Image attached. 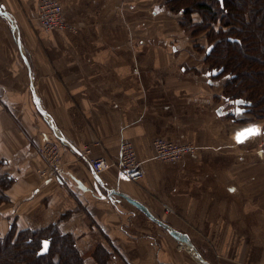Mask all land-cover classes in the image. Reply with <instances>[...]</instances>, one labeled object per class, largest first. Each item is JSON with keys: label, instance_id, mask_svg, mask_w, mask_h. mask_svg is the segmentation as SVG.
<instances>
[{"label": "crops", "instance_id": "obj_1", "mask_svg": "<svg viewBox=\"0 0 264 264\" xmlns=\"http://www.w3.org/2000/svg\"><path fill=\"white\" fill-rule=\"evenodd\" d=\"M57 1L76 31L44 28L37 18L40 0H0V86L10 108L0 115V157L15 179L6 191L12 203L0 210V228L12 222L21 229L56 225L72 235L90 263L101 258L97 247L110 254L111 245L119 253L126 246L130 262L183 264L184 253L173 246L187 244L119 191L188 233L193 244L207 245L204 236L212 244L239 236L229 222L241 221L224 214L240 215L232 211L234 203L244 223L248 209H264V151L245 148L248 139L238 143L243 124L217 113L224 105L210 88L211 78L191 46L176 42L184 35L175 29L179 16L148 8L146 0ZM160 14L162 28L153 29L152 16ZM53 125L66 138L63 163L41 180L34 170L37 146L58 140ZM156 137L193 142L197 152L162 162L154 156ZM125 138L144 162L137 184L121 179L116 166L97 175L86 159H77V150L89 145L90 156L114 161ZM130 215L147 221L134 222Z\"/></svg>", "mask_w": 264, "mask_h": 264}, {"label": "trees", "instance_id": "obj_2", "mask_svg": "<svg viewBox=\"0 0 264 264\" xmlns=\"http://www.w3.org/2000/svg\"><path fill=\"white\" fill-rule=\"evenodd\" d=\"M169 9L179 16L188 35L194 37L206 33L208 48L205 49V60L209 66L208 72L222 69L220 74L230 73L224 81L221 94L225 99L223 115L235 123L249 121L245 116L248 113L254 116L260 114L262 117L264 0H169ZM200 13L202 21L197 20V14ZM220 21L221 26L216 28ZM240 98L250 104L246 106L247 110L237 112L234 108L233 112L230 110L232 104ZM11 179L12 176L0 173V199H7L5 190ZM50 227L56 230L54 226ZM41 232V229L26 228L19 230L15 237L12 231L5 238L0 235V264H82V255L72 235L59 231L49 235ZM46 239L50 240L49 250L41 254L39 251ZM56 240L60 242L58 247L55 245Z\"/></svg>", "mask_w": 264, "mask_h": 264}, {"label": "rangeland", "instance_id": "obj_3", "mask_svg": "<svg viewBox=\"0 0 264 264\" xmlns=\"http://www.w3.org/2000/svg\"><path fill=\"white\" fill-rule=\"evenodd\" d=\"M145 3H146L148 8H151L153 10H163L164 12H167L168 14H176L169 9V0H146ZM219 13L221 14L222 11H219ZM63 15H64V13H63ZM161 15H164V14H160L159 16H152L151 26L153 29H157L158 27H159V29L162 28V26L160 25V19H159V17ZM201 15H202L201 13L199 15L197 14V16H198L197 20L202 19ZM162 17H163L162 19H166V17H164V16H162ZM182 21L185 23V20L183 17H182ZM177 22H178V24L175 26V29L177 28L180 32L183 31L184 35H182L183 37L180 36L181 38L177 36L179 38L180 42H178V40L175 39L176 42L179 43L180 45L187 44V45L191 46V48L196 53L195 55L198 56L197 58H195V61L199 62V65H202V68H203L202 71H205L206 74L209 73L207 70V68L209 66L205 60V58H206L205 49L208 48L207 47L208 46V40L206 37V33L204 32V33H201L200 35L194 36V37L190 36L186 33L185 29H183L184 27H182V25H181V19L180 18L178 19ZM219 24H221V21H220V23L216 24V28H219V26H221ZM125 25H127V24H125ZM67 28L75 30V31L77 30V27L75 25L69 24V26ZM168 29H170V26H168ZM232 33L237 34L234 32H232ZM187 39H188V41H187ZM182 41H184V43H181ZM20 46H21V43H20ZM200 47H203V48H201V50H199L198 48H200ZM229 74L230 73L224 72L222 74L217 75V77L209 76L211 78V81H212V83H210V86H211L210 88L217 91L216 97L218 99L219 104L222 102H223V105L225 104L224 97L222 98L219 96L223 92L224 85H225L224 81ZM9 87L10 86H8L7 88H9ZM3 96H6L5 87L0 86V115L2 112H4L3 110H9L10 109L8 104H6L5 101L4 102L2 101ZM234 108H235V106L233 105V108H232L233 112H234ZM217 113H218V111H217ZM222 114H223V112H222ZM227 115H228V113H227ZM245 116L247 118H249V121H244V123H242L243 125H242L240 132H243L244 130L252 128V127H257L261 130L260 135H256V136L248 138V140L246 142L247 144L245 145V148H247L250 151L253 150L254 152H256V149L257 150L262 149L264 151V115L261 117L260 114H256L254 116L253 113H248ZM54 127H56V126L54 125ZM53 129H54L55 135H56L58 140L47 141V142H43V143L41 142L37 146V152L39 155V160L37 162H35V165L34 164L33 165H34L35 172L38 174V176L40 177L41 180L44 178H47L50 175V173L57 171L59 169V167L61 166V164L63 163V153H62L63 151L61 149V146L63 145L62 144L63 141L64 142L66 141V138L60 137L56 133L55 128H53ZM58 131H60V130L58 129ZM86 146H87L86 147L87 149L83 147V152L81 151V153L79 152V150H77V154H76V156L78 155L77 159H79V160L86 159V161H87V157H92L89 155L90 154V146L89 145H86ZM78 152L80 155L78 154ZM85 153H87V155H86L87 157L85 156ZM192 154H194V153H192ZM188 155H190V154H188ZM81 156H83V157H81ZM154 156L157 159L156 155H154ZM99 157H102V156H99ZM2 160H4V158L0 157V173L12 176L10 173H6L4 171L5 168H4V165L2 164ZM140 160H142V159H140ZM142 162H143V160H142ZM56 164H59L60 166L58 168L54 169ZM143 165H144V162H143ZM144 168H145V166H144ZM253 175H255V174H253ZM262 176H264V172L262 173ZM8 181H10V184H9V187L5 191L11 189L12 186L15 184V179L13 176H12V179L8 180ZM126 181H130V180H126ZM139 181L140 180L130 181V183L137 184ZM122 186L124 187V184ZM252 187H253L254 191H260L261 190L255 186V183ZM0 188H1V186H0ZM262 188H263V193H264V184H263ZM115 193L118 194L117 192H115ZM11 203H12V201H11L9 196H7V199H0V210L3 209L4 206L11 204ZM233 206L234 207L232 208V211L233 210H234V212L238 211L237 213L240 215L230 216V214H224V217L228 221H230L234 218L236 221H241V224H238V225H234L237 222L231 223V224L229 222L230 226H233V228L239 229V231H238V233H240L239 236H232L226 242H223L222 239H219V240H216L215 244H212L210 241H208L206 239L207 237L204 236V239H205L204 243L207 245L194 244L197 251L205 259L204 261L197 257V255L195 254V250L193 253L187 248V245L180 244V243L176 244V242H174L175 244H174L173 248L177 252H182L185 255V258H184L185 260L183 261V264H210V263L211 264H264V219L261 222H256V220H254L257 216H260V215L264 217V209L261 210V212H250V209H248V213H250L252 218H254V219H251V217L248 215V213H247V215L245 213L244 216H246V222L242 223L243 217H240L242 215L240 212V207L234 203H233ZM165 209L169 214L173 213L172 206L166 204ZM136 215H134V216L130 215L133 219H135L134 222L142 223V222H144V220L147 221V218H138V216H136ZM228 216H230V219L228 218ZM12 225L15 226V227H13V230L11 227L7 229L6 226H4V230H3V227L0 228L1 237L5 238L8 235V233H11V231L14 232L13 236L14 237L16 236V233L19 232V230H21V228H19L17 226L16 222H12ZM243 225H246V226L243 227ZM55 228H56V230H53L49 226V227L39 228V230L41 229V231L44 232V233L43 232H41V233L49 235L51 232H58L56 225H55ZM241 228H243V229H241ZM22 229H26V228H22ZM33 230H38V229H33ZM164 232L168 233V232H166V230H164ZM242 234H244L246 237L242 236ZM168 235H169V233H168ZM168 240H170L169 237H168ZM55 245L58 247L60 245V242L58 240H56ZM110 246L106 247L109 250L113 249L112 250L113 253H110V254L108 252H107L108 254H105L102 251V247H97L98 251H97V253L96 252L95 253L98 254V256H101L100 260H99V257H97L98 263L87 262L85 259L86 257L83 254H80V255H82V264H161L159 261L145 262V263L130 262L126 259V256L127 257L129 256L126 246H121L119 248L120 253L118 252L117 247H114V246L110 247ZM168 248H170V251L173 250L171 245H168ZM100 251H102V252L100 253ZM114 255H116V257H114ZM115 258L118 261L117 263H114ZM169 262L170 263H167V264H178L174 260H173V262L172 261H169Z\"/></svg>", "mask_w": 264, "mask_h": 264}, {"label": "built area", "instance_id": "obj_4", "mask_svg": "<svg viewBox=\"0 0 264 264\" xmlns=\"http://www.w3.org/2000/svg\"><path fill=\"white\" fill-rule=\"evenodd\" d=\"M37 18L40 24L48 30H60L69 26L63 15L62 4L56 0H40ZM152 145L157 159L165 163L177 162L186 155L197 152V146L193 142L179 141L171 137H156L152 141ZM119 150L118 159L114 161L106 157H87V153L85 156L93 172L97 175L116 166L121 179L130 181L143 179L145 168L137 155L134 144L129 139H122ZM59 166L56 164L54 169Z\"/></svg>", "mask_w": 264, "mask_h": 264}, {"label": "water", "instance_id": "obj_5", "mask_svg": "<svg viewBox=\"0 0 264 264\" xmlns=\"http://www.w3.org/2000/svg\"><path fill=\"white\" fill-rule=\"evenodd\" d=\"M216 72V74L218 73V71H214ZM210 74V72L208 73ZM215 74V73H214ZM237 101H243L244 103L242 104H248L249 102L245 101L244 99H237L236 100V104L237 106H239L241 103H237ZM39 109L43 112L44 110L42 109V107L39 105ZM244 108H238L237 112H241L244 111ZM223 112V107H219L218 109V113L222 114ZM52 122V121H51ZM54 126V125H53ZM56 132L58 131L57 127H54ZM59 132V133H58ZM57 134L60 137H64L63 134L61 133V131H58ZM65 139V138H64ZM118 194H121L123 197H125L130 203H132L136 208H138L139 210H141L148 218H150L151 220H153L154 222H156L158 225L162 226L163 228H165L168 233L170 235H172L175 239H177L178 241H181L183 243H186L187 245L191 246L194 248L195 253L197 254V257L201 260H205L203 258V256L197 251L196 247L194 246L191 237L189 236L188 233L183 232L179 229H176L175 227H173L172 225H170L169 223L165 222L163 219L155 216L150 209L147 207V205H145L143 202H141L138 199H135L125 193H121V192H117ZM49 245H50V240L46 239L43 241V247L41 248V250L39 251V253H45L48 251L49 249ZM208 263V262H207Z\"/></svg>", "mask_w": 264, "mask_h": 264}, {"label": "snow or ice", "instance_id": "obj_6", "mask_svg": "<svg viewBox=\"0 0 264 264\" xmlns=\"http://www.w3.org/2000/svg\"><path fill=\"white\" fill-rule=\"evenodd\" d=\"M237 103H244L243 101H237ZM261 134V130L257 127H252L249 129L244 130L243 132L239 133L237 136V142L238 143H243L246 139L256 136V135H260Z\"/></svg>", "mask_w": 264, "mask_h": 264}, {"label": "flooded vegetation", "instance_id": "obj_7", "mask_svg": "<svg viewBox=\"0 0 264 264\" xmlns=\"http://www.w3.org/2000/svg\"><path fill=\"white\" fill-rule=\"evenodd\" d=\"M214 71H218V73L216 74V72H214ZM221 71H222V69H219V70L213 69V70H211L209 76H216V75L220 74ZM214 73H215V74H214ZM240 99H243V98H240ZM245 101H246V100H245ZM247 102H248V101H247ZM249 104H250V103H248V104H240L239 106H237L236 101H235V103H233L232 105L235 106L236 111H237L238 108H244L245 110H247L246 106L249 105ZM242 105H245V106L242 107ZM247 107H248V106H247ZM223 108L225 109L224 106H223ZM231 108H232V107H231ZM230 110H232V109H230ZM42 247H43V246H42Z\"/></svg>", "mask_w": 264, "mask_h": 264}, {"label": "bare ground", "instance_id": "obj_8", "mask_svg": "<svg viewBox=\"0 0 264 264\" xmlns=\"http://www.w3.org/2000/svg\"><path fill=\"white\" fill-rule=\"evenodd\" d=\"M191 247V246H190ZM192 249H194L193 247H191Z\"/></svg>", "mask_w": 264, "mask_h": 264}]
</instances>
